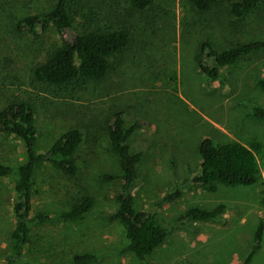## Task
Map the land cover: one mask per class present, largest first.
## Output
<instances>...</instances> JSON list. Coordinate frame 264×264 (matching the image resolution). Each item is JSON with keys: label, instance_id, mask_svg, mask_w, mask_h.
Segmentation results:
<instances>
[{"label": "rangeland", "instance_id": "374dc122", "mask_svg": "<svg viewBox=\"0 0 264 264\" xmlns=\"http://www.w3.org/2000/svg\"><path fill=\"white\" fill-rule=\"evenodd\" d=\"M231 0H215L205 12L189 0H153L142 11L128 0H0V108L27 100L35 110V148L46 150L68 129L81 142L72 157L73 176L48 163L36 166L31 186L32 212L68 210L89 196L90 209L70 222L35 224L20 264H144L129 252L123 228L105 217L117 207L118 158L108 142L105 120L123 112L130 152H140L131 191L134 206L148 211L166 229L164 242L146 260L153 264H264V204L259 177L249 186L217 185L207 192L187 180L199 171L198 142L258 145L256 164L264 168V120L252 106H264L257 79L264 75V48L238 62L203 73L198 47L208 41L221 50L264 39V3L236 18ZM49 14L44 30L36 16ZM25 20L24 23H19ZM83 27L129 31L127 46L111 57L99 81L57 88L38 81L32 69L66 40L65 30ZM25 160L22 140L0 133V163L12 167L0 177V263L13 225L11 203L16 167ZM175 193L171 200L165 196ZM223 204L215 218L192 221L179 216L191 206ZM258 246L254 233L259 223ZM87 256L83 262L75 257Z\"/></svg>", "mask_w": 264, "mask_h": 264}, {"label": "trees", "instance_id": "16d2710c", "mask_svg": "<svg viewBox=\"0 0 264 264\" xmlns=\"http://www.w3.org/2000/svg\"><path fill=\"white\" fill-rule=\"evenodd\" d=\"M58 5L52 11L59 14ZM132 9L142 11L150 6L153 0H128ZM200 12L209 10L215 0H189ZM264 0H231L228 12L241 18L263 4ZM50 21L49 14L36 16V28L45 29ZM20 20L19 23H24ZM66 40L48 53L45 60L32 69L34 79L50 82L57 88H74L88 81L103 79L111 68L110 59L123 50L129 41V31L125 27L117 29L100 27H83L79 32L65 30ZM264 48V39L251 40L218 50L208 41L198 47L195 60L198 68L206 74L216 67L230 65L245 56ZM264 94V75L256 81ZM254 117L264 120V106H252ZM35 110L27 100H10L0 108V133L12 135L24 144L25 160L16 167L17 178L13 185L11 211L13 225L9 232L8 248L0 264H20L24 250L30 239L31 227L48 222H70L83 216L91 207L89 196H83L68 210L48 212H32L31 186L36 166L48 163L63 174L73 176L76 165L73 153L81 142L82 134L78 129H68L61 133L44 151H37L34 140L37 133ZM106 134L111 149L118 158L119 173L102 174V180L120 179V191L115 195L117 207L113 213L106 215L107 220H116L123 228L127 240L123 252H129L144 264H153L146 257L155 251L165 240L167 231L160 226L152 213L138 210L133 203L131 186L136 178V165L140 160V152H130L127 139L134 127L124 125L123 112L115 110L105 120ZM258 145L246 146L238 142L214 144L210 138L204 137L198 142L199 171L187 181L198 185L207 192H214L217 185L249 186L258 176V166L254 152ZM12 167L0 163V177L10 174ZM259 177V176H258ZM264 195V191L262 190ZM176 196L171 193L163 202ZM264 204V197L262 200ZM224 209L217 204L210 209L191 206L179 216L180 220L203 221L215 218ZM260 222L254 233L256 246L262 233ZM87 256L75 257L83 262Z\"/></svg>", "mask_w": 264, "mask_h": 264}, {"label": "built area", "instance_id": "2783aa9c", "mask_svg": "<svg viewBox=\"0 0 264 264\" xmlns=\"http://www.w3.org/2000/svg\"><path fill=\"white\" fill-rule=\"evenodd\" d=\"M258 176L262 190L264 191V168L258 167Z\"/></svg>", "mask_w": 264, "mask_h": 264}]
</instances>
